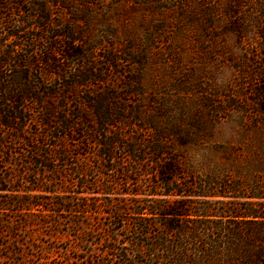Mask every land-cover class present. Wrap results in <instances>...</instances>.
<instances>
[{
    "label": "trees",
    "instance_id": "obj_1",
    "mask_svg": "<svg viewBox=\"0 0 264 264\" xmlns=\"http://www.w3.org/2000/svg\"><path fill=\"white\" fill-rule=\"evenodd\" d=\"M132 1L118 0V6L109 9L105 0H0V151L15 141H25L33 150L16 165L18 179L0 174V195L16 193L6 194L9 201L0 196V230L12 214H23L26 219L21 221L28 227L38 226L48 211L71 223H81L77 213H107L116 227L109 231V241L115 244L107 250L121 251L120 260L128 264H264V203L248 215L232 216L252 219L249 222L260 227L248 236L261 245L251 246L244 255L231 247L235 240L242 241L241 232L227 231L225 222L219 226L197 220L200 211L191 198H226L231 190L244 188L237 183L231 189L220 170L203 175L188 168L181 149L193 140L217 141L220 115L226 112L212 103L201 107L190 98L194 75L191 67L181 70L175 56L167 66L174 83L169 92L178 95L148 93V70L166 51L160 42L168 27L157 25L154 30L142 25L138 32L132 25L121 28L110 22L124 18L129 9L125 5ZM145 2H161L159 12L167 17L177 14L178 27L165 35L175 43L169 52H181L176 42L188 34L200 44L197 54L206 57L220 55L223 49L234 56L232 49L239 46L243 58L228 60L231 64L250 59L247 41L254 37L263 41L264 50V0ZM223 36L228 45H217ZM193 47L196 53L194 43ZM147 94L152 100L147 101ZM32 123L39 127L33 134ZM210 151L216 163L223 151ZM224 154H229L226 148ZM76 159L80 164L69 173L59 170L60 163L66 166ZM101 170L115 179L95 181L92 185L99 191L85 190V183L81 192L125 197L119 204L99 201L94 209L80 204L77 184L56 188L64 172L73 180H87ZM227 214L223 209L215 217L228 218ZM171 217V222L161 223ZM120 232L125 237L115 240ZM206 241L214 246L209 248Z\"/></svg>",
    "mask_w": 264,
    "mask_h": 264
},
{
    "label": "rangeland",
    "instance_id": "obj_2",
    "mask_svg": "<svg viewBox=\"0 0 264 264\" xmlns=\"http://www.w3.org/2000/svg\"><path fill=\"white\" fill-rule=\"evenodd\" d=\"M182 1L184 0H178V2ZM117 2L118 0H105L104 4L106 7H110L109 9H114L118 6ZM161 5L163 4L160 2L147 6L145 0H135L125 5L129 9L127 13L125 12L126 15L124 13V18L112 19L110 22L121 28L124 26V23L132 25L135 28L134 31H138L142 25H147L150 29L154 30L157 25L164 28L168 27L164 35L161 36L160 42L166 51L165 53H161V59L155 60L148 70L152 80V86L148 90V93L156 91L165 97L171 94L178 95L177 93L169 92V90L173 89L174 83L169 78L171 68L167 65H169V62L175 56L177 61H180V64L183 65L180 67L182 68L181 70H187L191 67V72L194 75L192 80L194 82L193 94L192 96L189 95L190 98L198 101L196 103L201 105V107L206 103H212L225 111V114L220 115L222 119L219 121L221 123L229 120L232 113H240V119L234 126V136L227 141L218 137L217 141H211L210 143L213 152L217 150L223 151L216 156V163L212 161V170L201 171H203V175H210L215 172L219 173L220 170V173H223L227 179V183L231 189H234L233 186L237 183L240 186L244 185V188H240L239 192L231 190L232 193L228 192L229 196L226 198L194 197L190 201L193 202L192 206L198 208L200 211V217L198 219L193 217L194 219L200 222L214 221L215 225L219 222V226H221L222 222H225L224 228L227 231L230 230L233 233L241 232L242 241L237 242L235 240L234 245L231 247L239 255H244L247 249H251V246L256 249L257 246L261 245V243L254 241V238L248 236L250 232H252V235L256 234L259 231V225L250 223L249 221H252V219L233 218L232 216L239 214L248 215L252 209H260L262 203H264L263 41L258 37L247 41L250 59L246 58L240 62H235V64H231L228 60H238L243 57L232 56L225 49L218 51L220 55L216 53H212L208 57L201 54L198 55L197 49L200 47V44H196L195 36L190 34L183 35V40L176 42V46L181 49V52L174 49L169 52L170 49L175 47V43H173L174 40L171 41V38L168 40L165 35L169 36L168 32H173L174 28L178 27L177 21L174 20L177 14L167 17L166 14L159 12ZM179 7L181 6L179 5ZM177 13L179 14L180 10ZM227 41L228 39L223 36L217 42L220 44H216L227 46ZM193 43L196 53L193 52ZM102 55L105 54H99L100 57ZM225 68H229L233 72L231 82L224 87H217L215 84L216 74ZM112 78L114 79L113 75ZM150 99L152 100L151 95L147 94V101ZM36 128L39 129L38 126L36 127V124L32 123L29 128L30 133H35ZM208 141L210 140H206V142ZM225 148L229 154H224ZM8 149L13 151V154L10 156L5 154ZM32 151L31 148L27 147L25 141H15L9 148H2L0 151V161L4 159V168L0 169V174L2 176L11 175L15 179H18L20 172L19 167L16 165L18 163L22 164V161H25L26 157H31ZM35 159H32L33 162L36 161ZM75 163L80 164L76 159L71 160L66 166L60 163L58 167L60 171L67 170V173H69L70 169L74 168ZM188 168L192 169L190 165H188ZM101 171L103 172V170ZM101 171L88 175L87 180H82L76 176H74L75 180H73L64 172L58 175L56 188L63 190L66 187L65 183L70 182L74 183L73 185L77 184L79 187L76 188V191L81 192L80 186L87 183L88 186L84 188L85 190L89 191V189H92L99 191L98 187L92 185L95 181L103 182L104 177L107 180L115 179L113 176L107 178L104 174L106 172L102 173ZM53 185H46V187L50 189L49 187L53 188ZM6 194L2 193L0 195L4 201L10 200L7 198V195H16L14 192ZM43 194L49 195L46 192H43ZM77 197L80 198L79 202L81 205H90L94 209L97 208V202L99 201L104 205H116L122 201L120 199H125L121 195L86 194L82 192ZM146 199L150 200L151 197H147ZM120 205H123V203ZM179 207H181L180 204ZM205 208L209 209V211H204L203 209ZM223 209L228 212L227 215L229 217L222 219L215 217L216 212H221ZM194 211L198 210L194 209ZM42 215L48 216L42 218V222H37L39 223L38 226L25 227L23 221H21L22 218L26 219L23 217V214H20L19 217L12 214V218L0 230V264H128L120 260L121 251L115 250L110 252L107 250L110 243L115 244V241H109V231L112 228L116 229L115 226H112L109 214L80 215V213H77L76 219L81 221V223H71L67 218L62 221L59 219L57 213L54 212L48 211L42 213ZM28 220L31 221L30 219ZM172 220H174L172 217L170 219H163L161 223H168ZM157 229L159 232L161 231L159 228ZM124 237L125 232H120L115 240H123ZM206 243L209 248L214 246L209 241H206ZM221 245L226 248L229 247L227 243H222ZM124 247L126 246L124 245ZM200 250L201 248L196 250L193 248V251ZM129 251H131V248H129ZM196 254L197 258H199L200 253L197 252Z\"/></svg>",
    "mask_w": 264,
    "mask_h": 264
},
{
    "label": "clouds",
    "instance_id": "obj_3",
    "mask_svg": "<svg viewBox=\"0 0 264 264\" xmlns=\"http://www.w3.org/2000/svg\"><path fill=\"white\" fill-rule=\"evenodd\" d=\"M233 55H242V49L239 46L233 47ZM233 72L229 68H225L216 74L215 84L217 87H224L231 82ZM240 119V113L234 112L231 118L224 121L217 127L218 136L227 141L234 136L235 123ZM181 147V146H180ZM210 144L207 142H199L193 140L192 143L186 147H181L186 155V162L195 170L209 171L212 170L213 164L211 162Z\"/></svg>",
    "mask_w": 264,
    "mask_h": 264
}]
</instances>
